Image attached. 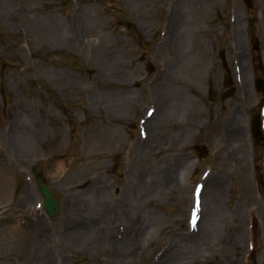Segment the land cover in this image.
<instances>
[{"label": "rangeland", "instance_id": "1", "mask_svg": "<svg viewBox=\"0 0 264 264\" xmlns=\"http://www.w3.org/2000/svg\"><path fill=\"white\" fill-rule=\"evenodd\" d=\"M252 1L253 10L243 0H0V171L11 186L6 194L0 188V264H150L157 240L144 243L139 256L117 258L118 249L97 228L68 237L88 216L114 207L142 168L167 174L165 187L152 193L155 238L166 232L161 226L186 230L192 185L205 168L221 169L227 224L200 251V264H264V128L257 137L250 131L264 107V92L253 84L264 78V0ZM177 7L184 50L194 49L182 62L174 40L164 39ZM80 9L90 10L87 18L78 16L83 36L65 43L50 28ZM173 60L176 67L164 71ZM171 75L192 86L188 94L200 108L201 128L178 135L170 116L183 115L168 110L152 120L159 140L146 138L149 118L147 130L139 128L144 110L156 108L153 97ZM234 105L246 134L239 162L216 156L214 148ZM141 141L146 147L138 153ZM34 172L59 199L57 217L38 206ZM99 184L106 188L96 195ZM73 195H82L87 210L66 208ZM134 205L115 209L119 239L126 217L138 211ZM20 218L30 223L19 225ZM11 227L22 234L10 238Z\"/></svg>", "mask_w": 264, "mask_h": 264}, {"label": "bare ground", "instance_id": "2", "mask_svg": "<svg viewBox=\"0 0 264 264\" xmlns=\"http://www.w3.org/2000/svg\"><path fill=\"white\" fill-rule=\"evenodd\" d=\"M80 12L87 18L90 10L80 9L73 19L68 18V20L58 23L57 25L53 24L50 29H52V31L58 30L63 42L75 45L79 42L80 37H82L84 33V25L80 23V19L78 18ZM179 14L182 20V10L177 7L173 11L171 19L166 23L168 32L165 41L169 43L170 40H174V44L178 46L176 54V57L178 58L177 62H182L187 58L189 53L194 52V49L191 47L184 50V36L186 31L182 28L183 21L180 20L181 24L176 22ZM82 31L83 33L81 34ZM238 31L239 29L237 28V33H234L235 38H238ZM242 54L241 50L240 55ZM201 55L202 53L199 52V60L201 59ZM176 63H174V60L171 64L166 62L164 71L167 70L168 72L170 69H174ZM177 77L178 76L171 75L169 77L170 79L161 86L160 94L155 96L154 101L157 104V109L147 120V124H149L151 131L147 133L146 138L151 137L152 139L154 137L156 140H159V136L156 135V132L154 130L152 131V120L154 121V118L158 119L161 118V116L163 117L168 110H172L174 113L179 112L178 116L179 114L183 115L181 120H179L175 114L170 116V118H173L178 125V135H194V130H199L201 128L199 122L196 120V117L201 114L200 108L197 106L196 101L188 94V91L192 89V86L183 80L181 81V79ZM226 125H228V128L222 129L217 138H215L214 148L218 152L216 156H218L219 153L225 154L227 158L239 162L241 155H243V148L241 145L244 142L246 134L241 127V111L238 105L232 106L231 112H229L227 116V122H224V126ZM14 127L16 128V126ZM10 131H12V129ZM138 144V150L140 151L138 153H141L143 152V147H146V144L143 146L142 141ZM149 171H153L154 174H151ZM160 173L159 169H140L138 175L131 180L127 190L121 194L118 200L115 201L114 207H108L105 212L103 211L100 214L88 216V219L80 226L81 228L79 227L82 230L79 231V228H77V230H72L68 233V237H75L76 233L80 237H84L82 233L83 231H95L97 228V230L103 233L109 246H111L114 251L118 249L117 258H120V256L132 258L135 255H141L145 248L144 243L148 246L153 240H155V235L150 233L154 216V212L152 211V208H150V205H152L151 203H154V200L156 199L154 197L157 193L152 195L154 189H163L166 185L164 178L167 174L164 173L160 176ZM221 174V169L214 170L206 180L201 193L202 209L200 210L201 216L198 220L196 231L179 233L174 228H171L169 231L164 226L159 228H163L166 232L164 234H156V239L159 245H161L162 250L160 254L157 255L156 259L153 260V264H200V251L202 249H208L212 245L211 243L217 238L216 231L219 229L221 232L222 228L225 229L227 224L226 212L222 210L223 195L220 189L224 188L225 183L222 181ZM4 175V171H0V178L3 179H0L2 180L0 182V188L2 189V192L6 194L11 186ZM105 188V184H99V186H95L93 190L96 191V195H99L104 192ZM185 191V189L181 191L182 195H186ZM81 196L82 195H73L71 197L72 200L70 205L72 209L69 207L66 208L71 211L75 209L76 212L84 210V207L87 210L89 207L87 206L88 203L86 200L84 201ZM242 196H246L247 198L250 194L243 193ZM126 204H135L130 207L138 211L134 212L131 209V217H126V233L123 234L121 239H119L115 235V228H113L112 224L116 219L115 209ZM235 218L238 222V226H240L242 215L238 214ZM242 229V226H240L239 231L243 232ZM8 233L10 238L22 234L20 230L12 227L8 229ZM120 246L123 247V250ZM39 247L38 249H40ZM150 253L151 251H149L148 254ZM21 254L24 255L25 250Z\"/></svg>", "mask_w": 264, "mask_h": 264}, {"label": "water", "instance_id": "3", "mask_svg": "<svg viewBox=\"0 0 264 264\" xmlns=\"http://www.w3.org/2000/svg\"><path fill=\"white\" fill-rule=\"evenodd\" d=\"M38 182V188L42 195L44 196V207L47 210L48 214L54 215L57 211V200L53 197L52 191L49 186H47L43 180L36 176Z\"/></svg>", "mask_w": 264, "mask_h": 264}]
</instances>
